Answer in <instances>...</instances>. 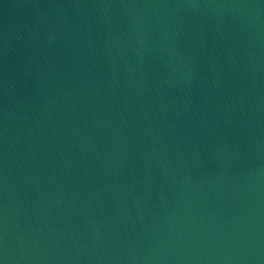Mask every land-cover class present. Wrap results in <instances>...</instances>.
<instances>
[{"label":"water","instance_id":"95a60500","mask_svg":"<svg viewBox=\"0 0 264 264\" xmlns=\"http://www.w3.org/2000/svg\"><path fill=\"white\" fill-rule=\"evenodd\" d=\"M0 264H264V0H0Z\"/></svg>","mask_w":264,"mask_h":264}]
</instances>
